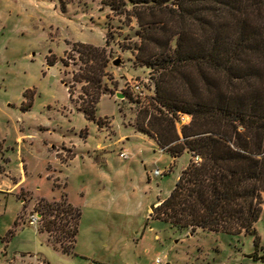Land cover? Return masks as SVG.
<instances>
[{"label":"rangeland","instance_id":"obj_1","mask_svg":"<svg viewBox=\"0 0 264 264\" xmlns=\"http://www.w3.org/2000/svg\"><path fill=\"white\" fill-rule=\"evenodd\" d=\"M137 30L134 21L113 15L103 0H0V151L15 149L13 175L20 177L16 150L27 165L22 186L12 194L0 192V264H40L39 254L50 264H264L250 258L264 253V195L254 225L262 245L256 251L244 234L191 233L153 218L156 203L174 186L188 155L173 165L153 139L137 131L148 128L154 112L156 77L135 60ZM74 43L107 52L102 79L107 92L97 104L94 123L78 112L86 96L83 85L73 81L81 66L70 51ZM48 57L56 59L53 67L46 66ZM136 83L141 95L133 89ZM23 94V106L31 104L28 112L20 108ZM124 151L126 160L119 158ZM157 169L163 176L150 174ZM51 184L59 194L66 188L81 212L73 255L46 243L48 236H59L56 232L38 233L52 217L41 218L38 232L28 225L40 204L48 202L38 195L56 196ZM59 201L68 202L64 193ZM9 230L14 231L11 238Z\"/></svg>","mask_w":264,"mask_h":264},{"label":"trees","instance_id":"obj_2","mask_svg":"<svg viewBox=\"0 0 264 264\" xmlns=\"http://www.w3.org/2000/svg\"><path fill=\"white\" fill-rule=\"evenodd\" d=\"M103 4L113 15L135 22V60L156 74L154 112L148 128L137 131L173 159L185 152L191 156L169 195L154 208L153 218L191 233L244 234L252 238L255 251L261 248L254 225L264 195V0H103ZM109 38L107 34L106 45ZM70 51L81 63L73 81L83 85L86 96L78 110L94 122L97 104L107 92L102 83L109 62L106 49L74 43ZM55 64V58L46 59L47 67ZM180 114L190 121L178 132ZM40 205L41 218L52 219L45 220L39 233L56 232L59 236H48L46 242L74 254L79 208L65 201ZM13 234L7 233L10 238ZM37 257L41 264H50L41 254ZM250 258L264 262V254L254 252Z\"/></svg>","mask_w":264,"mask_h":264},{"label":"crops","instance_id":"obj_3","mask_svg":"<svg viewBox=\"0 0 264 264\" xmlns=\"http://www.w3.org/2000/svg\"><path fill=\"white\" fill-rule=\"evenodd\" d=\"M53 67V66H52ZM67 95H68V92H67ZM22 97H23V99L24 100H26L25 102H22V104H21V111H23V112H28V111H30V109H31V104H30V101H29V104H30V107H29V109H27V110H22V106H23V104L24 103H26L27 102V99H26V96H24V94L22 95ZM68 99H69V96H68ZM97 111V110H96ZM78 112H80L79 110H78ZM81 113V112H80ZM95 118L96 119H98V117L96 116V114H95ZM86 120V119H85ZM87 121V120H86ZM88 122H91V121H88ZM92 123H94V122H92ZM137 135H140V136H142L143 137V135H141V134H139V133H136ZM23 139V135H21V134H19L18 136H17V141L18 142H20L21 140ZM17 145V144H16ZM19 148V147H18ZM1 150L2 151H0V163H1V165H0V173L5 177V179L4 180H1L0 181V192H4L5 194H12V193H14L15 191H17V189L18 188H20L21 186H22V184L26 181V167H27V165H26V162H25V160H24V158L22 157V155H21V152L18 150H16V153H15V162H17V169H19V175H20V177H17V176H15V175H13V172H12V170L10 169L11 167H12V164H13V160L10 158V157H12V155H13V153H14V148H11V154H9V152H7V151H4L2 148H1ZM160 153H162L163 155H168L169 156V154L168 153H166V152H163V151H161L160 149L158 150ZM184 154H187L188 155V163L190 162V160H191V156H190V154H188V153H183L181 156H183ZM181 156H179V157H176V158H171L170 156V159H171V161H172V164L174 165L175 164V162H176V160H178ZM75 157H72L71 159H69V161H71L72 159H74ZM68 161V162H69ZM188 163L181 169V171L188 165ZM48 167V166H47ZM47 169V168H46ZM159 170V169H158ZM47 171V170H46ZM181 171L178 173V175H177V177H176V181H177V179H178V177H179V175H180V173H181ZM150 174L152 175V173L150 172ZM147 175V174H146ZM8 178V181L6 180ZM0 179H3V177H0ZM47 181H49V183H51L50 182V180H47ZM67 186V185H66ZM173 187V186H172ZM172 189V188H171ZM171 189L169 190V192H168V194H167V196L169 195V193H170V191H171ZM65 190H66V188H65ZM65 190H64V188H63V192L62 193H64L65 194V197L67 198V201L73 206V204L70 202V200L68 199V196H67V194H66V192H65ZM51 192H55V194H56V196H52V197H45V196H43L42 194H40V195H38L39 197L38 198H40V199H43V200H45V201H48V202H52V201H59V199H60V197H61V194L62 193H60L59 194V192L60 191H57V190H55V188H54V186H53V184H51ZM30 193V192H29ZM166 196V197H167ZM165 197V198H166ZM165 198H163V199H161V200H159L156 204L158 205L162 200H164ZM74 207V206H73ZM256 224V223H255ZM14 226H15V224H14ZM36 229L38 228V227H35ZM37 232H38V229H37ZM39 233V232H38ZM39 234H43V233H39ZM47 243V242H46ZM48 244V243H47ZM261 247H262V245H261ZM59 250V249H58ZM64 254V253H63ZM264 254V253H263ZM67 255V254H66ZM73 255V254H72ZM255 262V261H254ZM256 262H258V261H256ZM36 263H40L41 264V262H40V260H37V262ZM262 263H264V262H262Z\"/></svg>","mask_w":264,"mask_h":264},{"label":"built area","instance_id":"obj_4","mask_svg":"<svg viewBox=\"0 0 264 264\" xmlns=\"http://www.w3.org/2000/svg\"><path fill=\"white\" fill-rule=\"evenodd\" d=\"M133 89H134V91L136 92V93H138L139 95H141V87L139 86V84L138 83H136L134 86H133ZM188 116H181L180 117V122H181V124L183 125L184 123H186L187 121H188ZM161 151H163V150H161ZM128 157H129V154L127 153V152H122V153H120L119 154V158H121V159H123V160H126V159H128ZM152 173V176L153 177H161V176H163V171H161V170H154V171H152L151 172ZM40 221H41V215H39L38 213H33L31 216H30V218L28 219V225L29 226H32V227H38L39 226V223H40ZM156 263L157 264H159L160 263V261H156Z\"/></svg>","mask_w":264,"mask_h":264},{"label":"water","instance_id":"obj_5","mask_svg":"<svg viewBox=\"0 0 264 264\" xmlns=\"http://www.w3.org/2000/svg\"><path fill=\"white\" fill-rule=\"evenodd\" d=\"M119 98H122V96H118Z\"/></svg>","mask_w":264,"mask_h":264}]
</instances>
